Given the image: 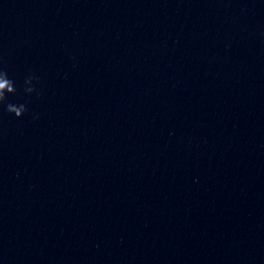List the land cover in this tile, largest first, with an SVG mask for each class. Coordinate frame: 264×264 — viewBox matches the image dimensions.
Masks as SVG:
<instances>
[{
	"label": "water",
	"instance_id": "1",
	"mask_svg": "<svg viewBox=\"0 0 264 264\" xmlns=\"http://www.w3.org/2000/svg\"><path fill=\"white\" fill-rule=\"evenodd\" d=\"M0 62V264H264V0H0Z\"/></svg>",
	"mask_w": 264,
	"mask_h": 264
},
{
	"label": "clouds",
	"instance_id": "2",
	"mask_svg": "<svg viewBox=\"0 0 264 264\" xmlns=\"http://www.w3.org/2000/svg\"><path fill=\"white\" fill-rule=\"evenodd\" d=\"M0 64H2V62H0ZM34 80L38 81L39 77L29 75L25 78L23 87L24 94L31 95L32 93H36L37 96H39V92L33 84ZM17 93L18 90L15 81L9 78L8 72L0 66V107L9 114H14V116L19 119L28 112V108L24 103L14 104L9 101V96L17 95ZM34 119H38V117H34Z\"/></svg>",
	"mask_w": 264,
	"mask_h": 264
}]
</instances>
